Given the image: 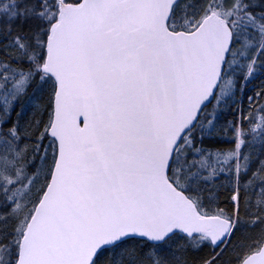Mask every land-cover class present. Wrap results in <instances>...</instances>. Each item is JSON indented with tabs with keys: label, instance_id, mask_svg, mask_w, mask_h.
<instances>
[{
	"label": "snow or ice",
	"instance_id": "6c2138e0",
	"mask_svg": "<svg viewBox=\"0 0 264 264\" xmlns=\"http://www.w3.org/2000/svg\"><path fill=\"white\" fill-rule=\"evenodd\" d=\"M0 264H264V0H0Z\"/></svg>",
	"mask_w": 264,
	"mask_h": 264
}]
</instances>
